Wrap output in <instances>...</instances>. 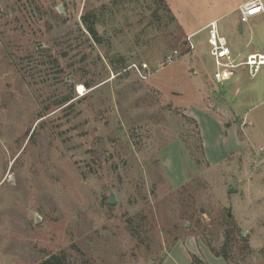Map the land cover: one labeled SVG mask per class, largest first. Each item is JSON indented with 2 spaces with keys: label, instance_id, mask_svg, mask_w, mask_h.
Segmentation results:
<instances>
[{
  "label": "rangeland",
  "instance_id": "1",
  "mask_svg": "<svg viewBox=\"0 0 264 264\" xmlns=\"http://www.w3.org/2000/svg\"><path fill=\"white\" fill-rule=\"evenodd\" d=\"M249 1L0 0V264H264V67L205 29L264 53Z\"/></svg>",
  "mask_w": 264,
  "mask_h": 264
},
{
  "label": "built area",
  "instance_id": "2",
  "mask_svg": "<svg viewBox=\"0 0 264 264\" xmlns=\"http://www.w3.org/2000/svg\"><path fill=\"white\" fill-rule=\"evenodd\" d=\"M240 22L242 25L249 23L250 19L262 14L264 12V2L262 0H250L239 8ZM208 31V43L211 48V56L215 59L217 72L215 73V80L218 83L230 81L235 75L236 71L240 68H246L251 77H255L264 67V54L254 53L247 56L243 62H238L239 56L235 58L229 42L226 37L221 34L218 21H213L205 28ZM191 50H195V46L191 43ZM179 57V52L174 51L167 58L168 64H172ZM138 73L143 78V71L148 67L144 66L143 69L136 68Z\"/></svg>",
  "mask_w": 264,
  "mask_h": 264
},
{
  "label": "trees",
  "instance_id": "3",
  "mask_svg": "<svg viewBox=\"0 0 264 264\" xmlns=\"http://www.w3.org/2000/svg\"><path fill=\"white\" fill-rule=\"evenodd\" d=\"M95 19H96L95 14H88V15L83 17V22L87 25V30L92 35V37H94V39H97L98 37H97V30L95 28ZM230 222H231L232 229H233L232 231H235L236 230V224H234L233 220H230ZM231 233L233 235H235L234 232H231ZM229 237H231V235H229ZM229 237H228L225 249H227L229 243H232V239H230ZM221 256H223V258L226 261H229V257L226 254V252ZM66 260H67V258L65 255H53V256L48 257L41 264H66V262H67Z\"/></svg>",
  "mask_w": 264,
  "mask_h": 264
},
{
  "label": "water",
  "instance_id": "4",
  "mask_svg": "<svg viewBox=\"0 0 264 264\" xmlns=\"http://www.w3.org/2000/svg\"><path fill=\"white\" fill-rule=\"evenodd\" d=\"M239 31L242 33L243 32V25L242 24H240L239 25ZM237 192V188L235 187V188H231L230 190H229V194H233V193H236ZM116 204V200L114 199V197H111L110 198V205H115ZM232 216V214H231V210H230V212H229V217H231Z\"/></svg>",
  "mask_w": 264,
  "mask_h": 264
},
{
  "label": "bare ground",
  "instance_id": "5",
  "mask_svg": "<svg viewBox=\"0 0 264 264\" xmlns=\"http://www.w3.org/2000/svg\"><path fill=\"white\" fill-rule=\"evenodd\" d=\"M79 92L83 93L84 92V87L83 86H79Z\"/></svg>",
  "mask_w": 264,
  "mask_h": 264
},
{
  "label": "crops",
  "instance_id": "6",
  "mask_svg": "<svg viewBox=\"0 0 264 264\" xmlns=\"http://www.w3.org/2000/svg\"><path fill=\"white\" fill-rule=\"evenodd\" d=\"M245 4H246V3H245ZM240 7H241V6H240ZM240 7H239V8H240ZM215 21H216V20H215ZM243 31H244V28H243ZM232 52H233V51H232ZM253 54H254V53H253ZM261 54H264V53H261ZM262 69H263V67H262ZM262 69H261V71H262ZM234 77H235V76H234ZM232 79H233V78H232Z\"/></svg>",
  "mask_w": 264,
  "mask_h": 264
}]
</instances>
